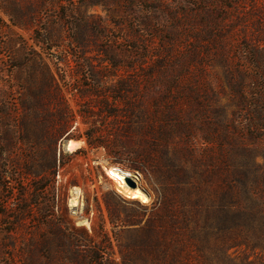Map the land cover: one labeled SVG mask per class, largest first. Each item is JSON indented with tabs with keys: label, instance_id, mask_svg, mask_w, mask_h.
Masks as SVG:
<instances>
[{
	"label": "rangeland",
	"instance_id": "obj_1",
	"mask_svg": "<svg viewBox=\"0 0 264 264\" xmlns=\"http://www.w3.org/2000/svg\"><path fill=\"white\" fill-rule=\"evenodd\" d=\"M263 12L264 0H0V264H123L138 227L124 224L146 223L161 185L136 162L147 137L118 113L136 90L151 110L171 76L191 75L244 130L249 114L229 79L253 75L245 81L259 124ZM195 97L170 100L193 116ZM93 128L118 152L91 147ZM69 141L83 144L70 151ZM169 142L174 154L180 136ZM106 162L140 173L149 202L113 189Z\"/></svg>",
	"mask_w": 264,
	"mask_h": 264
},
{
	"label": "trees",
	"instance_id": "obj_2",
	"mask_svg": "<svg viewBox=\"0 0 264 264\" xmlns=\"http://www.w3.org/2000/svg\"><path fill=\"white\" fill-rule=\"evenodd\" d=\"M252 76L243 77L241 84L229 79L238 92V107L249 114L244 130L236 117L226 120V109L216 98L207 102L201 97V85L191 75L171 76L169 95L153 101L151 110L136 90L126 111L118 113L137 122L136 130L147 137L136 162L161 185L146 223L124 224L138 227L131 232L132 242L122 246L123 264H264V162H257L264 159V149L253 146L264 140V75L256 77L259 124L250 115L252 98L245 81ZM184 90L196 96L199 109L193 116L170 100ZM97 133L96 128L87 132L91 147L118 152L114 141ZM176 134L180 144L171 154L169 138Z\"/></svg>",
	"mask_w": 264,
	"mask_h": 264
},
{
	"label": "bare ground",
	"instance_id": "obj_3",
	"mask_svg": "<svg viewBox=\"0 0 264 264\" xmlns=\"http://www.w3.org/2000/svg\"><path fill=\"white\" fill-rule=\"evenodd\" d=\"M82 144L83 143L77 141H69L67 144V148L70 151H77L79 148H81ZM103 165L108 176L109 184L113 189H116L122 194L127 195L131 198L149 202V196L148 194H146V191L142 186V176L140 173L124 168L120 165H110L107 162ZM127 177H131L137 182L136 188L131 187L127 183ZM71 203L72 206L81 205V197L74 194Z\"/></svg>",
	"mask_w": 264,
	"mask_h": 264
},
{
	"label": "water",
	"instance_id": "obj_4",
	"mask_svg": "<svg viewBox=\"0 0 264 264\" xmlns=\"http://www.w3.org/2000/svg\"><path fill=\"white\" fill-rule=\"evenodd\" d=\"M126 181L131 187H133V188L137 187V182L133 178L127 177Z\"/></svg>",
	"mask_w": 264,
	"mask_h": 264
}]
</instances>
